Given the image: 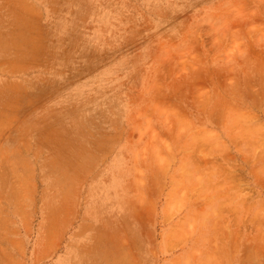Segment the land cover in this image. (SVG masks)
Returning <instances> with one entry per match:
<instances>
[{"label": "rangeland", "instance_id": "rangeland-1", "mask_svg": "<svg viewBox=\"0 0 264 264\" xmlns=\"http://www.w3.org/2000/svg\"><path fill=\"white\" fill-rule=\"evenodd\" d=\"M0 64V264H264V0H0Z\"/></svg>", "mask_w": 264, "mask_h": 264}, {"label": "crops", "instance_id": "crops-1", "mask_svg": "<svg viewBox=\"0 0 264 264\" xmlns=\"http://www.w3.org/2000/svg\"><path fill=\"white\" fill-rule=\"evenodd\" d=\"M70 235H71V234H70ZM74 251H75V250H74ZM72 253H73V250H72V248H71V246H70V264H72V262H73V261L71 260V256H72L71 254H72Z\"/></svg>", "mask_w": 264, "mask_h": 264}, {"label": "bare ground", "instance_id": "bare-ground-1", "mask_svg": "<svg viewBox=\"0 0 264 264\" xmlns=\"http://www.w3.org/2000/svg\"><path fill=\"white\" fill-rule=\"evenodd\" d=\"M1 64H2V63H1ZM1 64H0V65H1ZM9 65H10V64H9ZM14 65H15V64H14ZM7 67H9V66H7ZM10 67H11V66H10ZM234 235H235V234H234ZM234 237H235V236H234ZM231 239H232V238H231ZM235 243H236V242H235ZM233 244H234V243H233ZM219 264H220V263H219Z\"/></svg>", "mask_w": 264, "mask_h": 264}]
</instances>
